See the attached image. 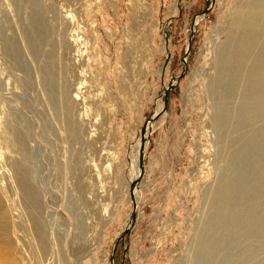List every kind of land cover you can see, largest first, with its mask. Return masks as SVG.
Segmentation results:
<instances>
[{"label":"rangeland","instance_id":"rangeland-1","mask_svg":"<svg viewBox=\"0 0 264 264\" xmlns=\"http://www.w3.org/2000/svg\"><path fill=\"white\" fill-rule=\"evenodd\" d=\"M206 1L0 0V264H264V0Z\"/></svg>","mask_w":264,"mask_h":264},{"label":"bare ground","instance_id":"bare-ground-1","mask_svg":"<svg viewBox=\"0 0 264 264\" xmlns=\"http://www.w3.org/2000/svg\"><path fill=\"white\" fill-rule=\"evenodd\" d=\"M249 13H250V18L245 19V16H241L237 20V25H239V27H241V30L239 29L240 34L237 38L238 40L236 42H234V44H235L234 49H233L234 56L231 57L230 56L231 53L227 49H224V53H223L224 56L223 57L221 56L222 57L221 68H223V71H224V75H223L224 78H221V80L223 82L228 80L227 85L233 86L236 78L239 76V72H240V68L242 66V62H243L245 55L247 53V50H248V38L253 36V33L255 31V16H252L251 13L259 15L258 13H262V12H260V10H256V11L252 10V11H249ZM244 38H247V40L244 41ZM263 63H264V54H263L261 61H260L261 65H263ZM258 67H259V65L258 64L256 65V63H255L253 65V70H255V71L258 70ZM220 82L221 81L219 80L218 82H216L215 85L220 87V84H222ZM220 89H221V87H220ZM249 93H251L250 95L253 98L257 99L258 101H262V98L264 96V81H259L258 83L257 82L254 83L253 79H251V81L249 82ZM167 107H168V103H167ZM161 108H162V104H161L160 108L156 111V113L158 111H160ZM153 124L154 123L148 124L150 129H152ZM140 133H141V130H140ZM147 134H148V132H147ZM140 140H141V135L139 136V141L137 140L138 142L136 145H134V148H133V152H135V154H134V156H132V167H133L132 181L138 176V173H139L138 155H139V149H140ZM25 187H26L25 190H26L28 197L31 198L32 195L34 194L32 189L29 187V185H26ZM38 238L41 242H45V237L43 235L38 234Z\"/></svg>","mask_w":264,"mask_h":264},{"label":"water","instance_id":"water-1","mask_svg":"<svg viewBox=\"0 0 264 264\" xmlns=\"http://www.w3.org/2000/svg\"><path fill=\"white\" fill-rule=\"evenodd\" d=\"M212 2V0H207L206 1V8L204 9V13H206L208 11V9L210 8V3ZM189 47H190V42L187 45V51H189ZM170 55L166 54V58L163 64V69L166 67L168 60H169ZM182 63H183V67L181 72H179L176 76H174L171 81L168 83L167 87L164 90L163 93V101H162V108L160 111H158L157 113L153 114L146 122L145 124L142 126L141 128V140H140V149H139V155H138V168H139V173L138 176L130 182V188H129V195H130V200L132 201V207H131V211L129 213V223L126 226L125 230L123 231V234L118 238L117 242L120 240L121 244L124 245V237L126 235H128L130 233L131 228L133 227L134 223H135V219H136V208H137V203H136V198H135V191L136 188L138 186V183L142 177V174L144 172V153H145V147H146V142L148 140L149 134H150V128L148 126L149 123H154L161 115H163L164 113H166L167 111V103H168V98H169V93L170 91L173 90V88L176 86V84L178 83V81L183 77L185 71H186V58L183 57L182 58ZM148 132V134H147ZM116 246V244H115ZM115 250V248H114ZM110 262L111 264H116L114 261V256L113 254L110 257Z\"/></svg>","mask_w":264,"mask_h":264}]
</instances>
